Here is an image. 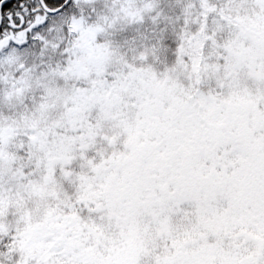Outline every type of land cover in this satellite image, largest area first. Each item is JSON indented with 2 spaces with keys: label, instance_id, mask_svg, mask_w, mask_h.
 I'll return each mask as SVG.
<instances>
[{
  "label": "rangeland",
  "instance_id": "374dc122",
  "mask_svg": "<svg viewBox=\"0 0 264 264\" xmlns=\"http://www.w3.org/2000/svg\"><path fill=\"white\" fill-rule=\"evenodd\" d=\"M74 1L0 51V81L28 84L0 86V118L24 131L0 132L10 249L33 264H264V0L232 2L224 17L243 19L219 43L230 28L198 0ZM66 28L81 32L73 67L41 61Z\"/></svg>",
  "mask_w": 264,
  "mask_h": 264
},
{
  "label": "trees",
  "instance_id": "16d2710c",
  "mask_svg": "<svg viewBox=\"0 0 264 264\" xmlns=\"http://www.w3.org/2000/svg\"><path fill=\"white\" fill-rule=\"evenodd\" d=\"M66 0H42V4H37L36 2H34V0H28L27 2H25V8L26 11H24V13H27V32H26V39L24 43H30L31 41L33 42L34 39L36 38L35 32L37 31V35L39 37V34L44 32L37 30L39 27H41L40 22V18H48L50 17L41 7V5H44L46 8L48 9H57L60 6L63 5V3ZM199 4L206 8L207 10L212 9L213 13H215L216 15H219L221 17L224 18L225 24L230 28L229 31L227 33L220 31L221 33L218 34L215 37V40L219 43L221 41H223L227 35H230L232 33L235 32L234 29H232L231 27L233 25H237L238 20H242L243 19V14L239 11H235L233 14L228 15L227 17H224L223 13L228 9L232 11L233 8L231 7V3H236L237 0H198ZM75 1H72V5H75ZM71 5V6H72ZM70 6V7H71ZM12 9L13 13H15L16 11L20 12L21 8L19 6H12L10 5H4L3 6V13L8 10L9 8ZM70 7H65L63 11H68L70 10ZM77 8V7H76ZM238 9V8H237ZM228 10V11H229ZM85 17L84 20L88 21L87 22V26L90 27V31L87 34V39H89L91 41V44L94 46V48L98 47L99 48V55L98 57H102L104 51L106 52V46L103 44L104 40L102 39L101 35H100V31L98 26L94 23L95 17H94V11L91 9H85ZM72 16V15H71ZM40 17V18H38ZM7 20V19H6ZM78 31V30H77ZM79 33H81L80 31L76 32L75 34L72 35V31L69 28H66V30H64L62 32V34L55 40L52 42V44L54 46L49 47V43H48V52L47 54L44 53H40L39 57L41 58V61L47 60V56L50 57H55V58H59V63L62 65V67L66 68L69 67L72 68L74 64H72L74 57H75V52L79 50L81 43L79 42ZM35 36V37H34ZM209 41H212L213 38V32H210V34L208 35ZM203 39H206V36L203 37ZM208 46H210V44H208ZM103 50H102V49ZM201 49L203 51V55L206 56L207 58L211 55L210 53L206 52L204 46L201 45ZM101 50V51H100ZM225 52V51H224ZM202 57V54H199ZM113 58V59H112ZM114 56H111L110 53H108L107 55V59L103 60V67L101 68V71H104L106 68H111V70H109V72H114L115 68H119L120 65L119 64H115L114 63ZM114 64V66H113ZM4 77L1 78L0 81V86L2 91L5 93L6 91H9V89H12V91L17 90L18 88H20L22 86V84L24 83V78H20L21 77V73H13L12 75L8 74V75H3ZM77 76H82V79L85 77L83 73H80V75L77 74ZM76 80V76L71 75L70 79H69V83L70 85L75 82ZM12 81V82H11ZM13 83L14 85H10L9 83ZM85 82H83L84 84ZM23 86H28V84H23ZM27 130V129H26ZM25 130V137H24V141L27 139V142H29L31 140V137H27V132ZM0 132H9L13 135H17V134H22L24 133L23 131V125H21L20 123L17 122H5L2 118H0ZM79 132V131H77ZM82 131H80L79 134H81ZM57 135V133H56ZM4 140L2 138H0V144H2ZM42 177H47L45 176V174L42 175ZM29 192H30V187L26 184L24 185L23 188V197L25 199V201L28 202H32L33 200H31L30 196H29ZM79 193H81L83 195V193H85L84 189H80L79 188ZM81 195V196H82ZM25 201H23L25 203ZM15 208L12 207L11 211H10V216L9 218L13 217V210ZM88 208H86L85 206H81L79 208V214L80 216L84 217L87 213ZM13 231L9 230V231H5V232H0V264H33L31 263V259H28L30 254L25 252V249L23 248H14V249H10L11 247V238L13 235ZM27 260V262H26Z\"/></svg>",
  "mask_w": 264,
  "mask_h": 264
},
{
  "label": "flooded vegetation",
  "instance_id": "af4514ba",
  "mask_svg": "<svg viewBox=\"0 0 264 264\" xmlns=\"http://www.w3.org/2000/svg\"><path fill=\"white\" fill-rule=\"evenodd\" d=\"M28 0H0V51L6 48L9 44L19 45L25 42L26 32L28 28L27 13L25 2ZM37 4H42L41 0H34ZM19 6L21 11L13 13L9 8L3 13L4 5ZM47 13L46 7L41 5ZM49 16H52L49 12ZM7 19V20H6ZM21 37V38H20Z\"/></svg>",
  "mask_w": 264,
  "mask_h": 264
},
{
  "label": "water",
  "instance_id": "95a60500",
  "mask_svg": "<svg viewBox=\"0 0 264 264\" xmlns=\"http://www.w3.org/2000/svg\"><path fill=\"white\" fill-rule=\"evenodd\" d=\"M71 0H67L60 8L54 11H49L51 14H57L59 13L65 6H67L70 3Z\"/></svg>",
  "mask_w": 264,
  "mask_h": 264
}]
</instances>
